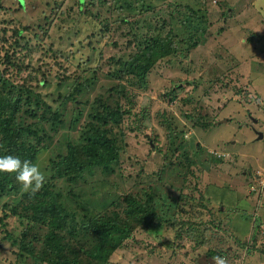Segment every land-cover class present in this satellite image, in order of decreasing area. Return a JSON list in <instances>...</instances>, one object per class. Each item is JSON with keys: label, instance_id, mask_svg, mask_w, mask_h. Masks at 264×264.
<instances>
[{"label": "rangeland", "instance_id": "rangeland-1", "mask_svg": "<svg viewBox=\"0 0 264 264\" xmlns=\"http://www.w3.org/2000/svg\"><path fill=\"white\" fill-rule=\"evenodd\" d=\"M127 4L0 0V46L20 59L17 68L8 67L10 78L29 82L59 114L53 122L38 110L51 141L34 164L47 177L50 158L64 153L68 137L76 139L93 119L90 105L102 106L97 112L109 122L97 129L121 138L118 159L110 171L87 169L78 183L65 186L77 196L66 195L71 214L100 212L127 194L145 203L152 196V208L143 211L153 229H136L113 260L215 264L220 256L226 264H264V0ZM108 23L115 35L101 38ZM160 25L172 51L142 76L123 73L135 49L131 34L151 35ZM14 27L23 37L15 38ZM82 80L86 87L77 94ZM22 193L3 196L0 215L2 205ZM4 222L16 238L19 220ZM2 228L0 221V264H36L17 258Z\"/></svg>", "mask_w": 264, "mask_h": 264}, {"label": "trees", "instance_id": "trees-1", "mask_svg": "<svg viewBox=\"0 0 264 264\" xmlns=\"http://www.w3.org/2000/svg\"><path fill=\"white\" fill-rule=\"evenodd\" d=\"M115 1H119L120 7L130 8L127 4L130 0ZM28 28L24 26L23 31ZM155 28L156 32L151 35L137 31L131 34L129 45L135 49L124 64L123 73L142 76L150 63L167 57L172 51L169 36L162 35L163 26ZM12 31L15 38L23 37L17 28H12ZM105 33L108 38H113L114 24L108 23L106 31L102 28L98 35L103 38ZM90 34L95 36L96 33ZM10 48L0 46V156H17L22 161L34 163L41 147L51 141L50 133H44L43 123L37 120L38 110H41L43 120L46 116L47 120L51 119L53 122L59 118V114L29 82L10 78L8 67L17 68L20 61L13 51L9 52ZM21 50L27 55L26 43ZM17 74L15 72L16 76ZM83 87H86V83L82 80L75 85L74 91L79 94ZM92 105L89 114H92L93 119L76 139L68 137L64 153H57L50 158V173L43 187L34 194L22 193L15 203L7 202L2 205V231L17 246L16 255L20 260L31 258L36 264H121L113 260L112 256L125 248V240L138 228L153 229L154 224L143 211V207L152 208L151 195L146 203L127 194L115 206L108 209L106 207L100 212H93L91 215L71 214L73 207L69 206L70 201L66 195L73 198L77 196L71 189L65 190V186L78 183L87 169L100 166L102 170L110 171L108 169L117 161L120 151L117 144L121 140L119 136L114 138L108 135L110 130L105 132L97 129L99 125L109 122L108 117L97 112L99 107L103 111V107ZM117 113L120 114L119 111ZM28 116L33 118V122L26 124ZM20 188L16 173H0V200L3 196L17 193ZM9 216L16 217L22 226L16 238L4 226V219ZM155 219L165 220L160 216ZM258 226L261 224L258 223Z\"/></svg>", "mask_w": 264, "mask_h": 264}, {"label": "clouds", "instance_id": "clouds-1", "mask_svg": "<svg viewBox=\"0 0 264 264\" xmlns=\"http://www.w3.org/2000/svg\"><path fill=\"white\" fill-rule=\"evenodd\" d=\"M0 173H16V180L23 192L32 194L39 191L46 182V176L38 164L29 160H21L17 156H0ZM215 264H226L223 257H214Z\"/></svg>", "mask_w": 264, "mask_h": 264}, {"label": "built area", "instance_id": "built-area-1", "mask_svg": "<svg viewBox=\"0 0 264 264\" xmlns=\"http://www.w3.org/2000/svg\"><path fill=\"white\" fill-rule=\"evenodd\" d=\"M262 187L264 188V178L261 180Z\"/></svg>", "mask_w": 264, "mask_h": 264}, {"label": "water", "instance_id": "water-1", "mask_svg": "<svg viewBox=\"0 0 264 264\" xmlns=\"http://www.w3.org/2000/svg\"><path fill=\"white\" fill-rule=\"evenodd\" d=\"M258 137L261 138L262 137V134H259Z\"/></svg>", "mask_w": 264, "mask_h": 264}]
</instances>
